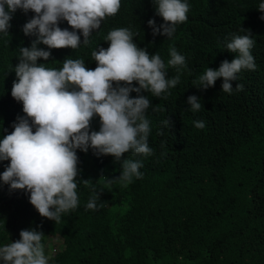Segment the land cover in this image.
<instances>
[{
  "label": "trees",
  "instance_id": "obj_1",
  "mask_svg": "<svg viewBox=\"0 0 264 264\" xmlns=\"http://www.w3.org/2000/svg\"><path fill=\"white\" fill-rule=\"evenodd\" d=\"M130 1L122 0L121 8ZM210 2L208 23L197 31L188 24L183 38L179 39L182 29L176 31L175 41L153 36L147 20L132 25L139 47L150 54L158 52L167 64L169 48L175 45L185 56L187 67L181 70L180 82L171 88L172 101L167 108L152 116L149 112L148 143L153 154L124 155L142 162V179L134 178L126 187L113 184L109 191L103 180H97L101 175L118 176L121 162L113 156L103 161L82 156L80 180H91L97 191L103 189L98 202H107L96 211L86 210L92 193L79 182L78 207L63 214L59 223L46 219L50 232L59 234L66 244L65 250L56 254V264L73 260L75 264H264V47L259 48L258 43L257 55L263 64L248 75L243 91L219 98L218 80L207 90L193 85L207 67L218 69L211 63L214 54L209 49L226 19L230 26L225 25L224 35L241 27L257 34L261 26L254 20L255 10L264 0ZM32 14L18 9L12 29L20 18ZM124 20L122 14L114 17L110 28L124 26ZM104 35V28L93 32L91 44H81L68 57L96 63L91 51L97 46L108 47ZM224 35L214 43L221 46ZM21 42L20 37H14L4 45L0 39V134L4 126L12 131L17 116L24 115L22 103L11 96L16 77L10 72L18 63ZM3 48L11 50L14 57H7ZM235 55L228 51L227 59L231 62ZM176 74L175 68H168L169 77ZM130 95L136 97L137 93ZM190 95L200 98V111L190 110ZM169 116L171 127H165L162 122ZM194 121H203L205 127L197 129ZM2 163L0 173L9 162ZM32 207L28 194L9 191L0 181V246L18 240L21 230H38L32 215L25 221L24 209L29 214Z\"/></svg>",
  "mask_w": 264,
  "mask_h": 264
},
{
  "label": "clouds",
  "instance_id": "obj_2",
  "mask_svg": "<svg viewBox=\"0 0 264 264\" xmlns=\"http://www.w3.org/2000/svg\"><path fill=\"white\" fill-rule=\"evenodd\" d=\"M121 2L0 0V39L4 45L14 37L22 39L17 46L18 63L11 66L10 72L16 77L11 96L22 103L24 113L11 125L12 131L4 126L0 134V168L3 161L9 162L0 173V181L9 186V191L28 194L33 207L29 214L24 209L25 221L32 215L39 224L38 230H21L18 240L0 246V264H56L55 256L65 250L66 244L59 234L50 232L46 219L59 223L63 214L78 207L79 182L91 189L86 210L104 206L107 199L98 202L103 189L97 191L91 180H80L83 155L99 161L113 156L121 162L118 176L101 175L97 180H103L109 191L113 184L126 187L134 178H143L142 162L124 155L153 154L148 143L149 112L152 116L167 108L172 101L171 88L180 82L181 70L187 65L185 56L173 44L167 64L158 52L150 54L139 47L133 39L137 33L132 25L147 20L153 36L175 41L176 31L182 29L179 39L183 38L188 24L197 31L208 23L211 2L131 0L123 8ZM18 9L34 14L20 18L12 29L13 14ZM121 14L124 26L110 28L113 18ZM254 20L261 26L257 34L241 27L224 35L225 25L230 26L226 19L216 36H225L222 45H216L215 38L209 49L214 54L211 63L218 69L207 67L193 80L194 87L207 90L218 80L219 98L244 90L248 75L263 64L257 49L264 47V2L257 4ZM102 28V39L108 47L97 46L91 51V60L96 63L68 57L81 44L89 46L92 33ZM3 49L7 57H14L11 50ZM228 51L236 54L231 62ZM170 67L177 72L173 77L168 75ZM133 92L136 97H131ZM200 101L190 95V110L200 111ZM170 120L169 116L162 122L165 127H171ZM193 123L197 129L205 127L203 121ZM48 245L50 250L46 251Z\"/></svg>",
  "mask_w": 264,
  "mask_h": 264
},
{
  "label": "rangeland",
  "instance_id": "obj_3",
  "mask_svg": "<svg viewBox=\"0 0 264 264\" xmlns=\"http://www.w3.org/2000/svg\"><path fill=\"white\" fill-rule=\"evenodd\" d=\"M53 244H57V242L56 241H54V242H52ZM45 250L46 251H49L50 250V246L48 245V246H46V248H45Z\"/></svg>",
  "mask_w": 264,
  "mask_h": 264
}]
</instances>
